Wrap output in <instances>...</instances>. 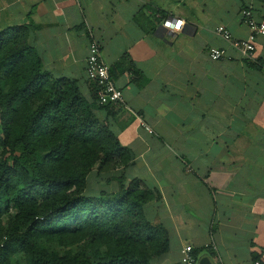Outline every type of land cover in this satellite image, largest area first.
Returning <instances> with one entry per match:
<instances>
[{
  "label": "crops",
  "instance_id": "crops-1",
  "mask_svg": "<svg viewBox=\"0 0 264 264\" xmlns=\"http://www.w3.org/2000/svg\"><path fill=\"white\" fill-rule=\"evenodd\" d=\"M243 8L264 21V0H0V27L29 25L43 69L96 98L130 151L94 187L113 191L123 176L154 193L144 210L169 239L154 264H180L187 245L211 264H264V36L250 61L257 68L216 34L222 25L247 38ZM90 37L124 106L97 101L86 75ZM211 47L229 59L211 60Z\"/></svg>",
  "mask_w": 264,
  "mask_h": 264
},
{
  "label": "trees",
  "instance_id": "trees-1",
  "mask_svg": "<svg viewBox=\"0 0 264 264\" xmlns=\"http://www.w3.org/2000/svg\"><path fill=\"white\" fill-rule=\"evenodd\" d=\"M29 31L0 27V264H154L169 250L144 210L154 193L123 176L94 188L131 153L96 98L43 69Z\"/></svg>",
  "mask_w": 264,
  "mask_h": 264
},
{
  "label": "built area",
  "instance_id": "built-area-1",
  "mask_svg": "<svg viewBox=\"0 0 264 264\" xmlns=\"http://www.w3.org/2000/svg\"><path fill=\"white\" fill-rule=\"evenodd\" d=\"M240 16L249 29L247 38L241 40L234 39L229 30L222 25L216 28V34L227 41L234 49L239 51L245 59L252 61L254 59L255 41L257 37L264 36V21L256 20L251 8H243L240 12ZM181 24L182 21L180 20L176 21V23L169 20L164 22V25L171 27L172 30H179ZM209 57L213 61L229 59L227 51L217 47L210 48ZM86 75L95 85V94L100 105H110L114 107L125 105L122 91L115 85L109 71V66L102 58L101 47L95 37H90L89 52L86 58ZM139 122L147 131L152 132L140 118ZM180 263H199V259L192 246L187 245L183 247L181 250ZM256 264H259V262Z\"/></svg>",
  "mask_w": 264,
  "mask_h": 264
},
{
  "label": "water",
  "instance_id": "water-1",
  "mask_svg": "<svg viewBox=\"0 0 264 264\" xmlns=\"http://www.w3.org/2000/svg\"><path fill=\"white\" fill-rule=\"evenodd\" d=\"M198 264H211V263L207 257H204V258L200 259Z\"/></svg>",
  "mask_w": 264,
  "mask_h": 264
},
{
  "label": "rangeland",
  "instance_id": "rangeland-1",
  "mask_svg": "<svg viewBox=\"0 0 264 264\" xmlns=\"http://www.w3.org/2000/svg\"><path fill=\"white\" fill-rule=\"evenodd\" d=\"M95 188V187H94ZM90 191H92V188L90 187ZM16 261H19L21 258H20V256H17V257H15L14 258Z\"/></svg>",
  "mask_w": 264,
  "mask_h": 264
}]
</instances>
